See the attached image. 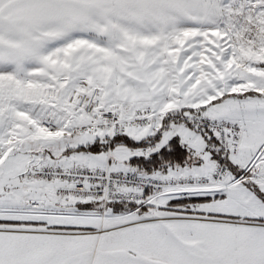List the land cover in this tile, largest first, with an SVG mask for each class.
I'll list each match as a JSON object with an SVG mask.
<instances>
[{"label": "snow or ice", "instance_id": "6c2138e0", "mask_svg": "<svg viewBox=\"0 0 264 264\" xmlns=\"http://www.w3.org/2000/svg\"><path fill=\"white\" fill-rule=\"evenodd\" d=\"M0 264H264V0H0Z\"/></svg>", "mask_w": 264, "mask_h": 264}]
</instances>
